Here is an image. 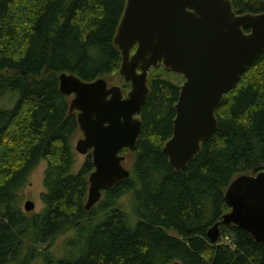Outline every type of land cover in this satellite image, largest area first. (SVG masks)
<instances>
[{
  "label": "trees",
  "instance_id": "1",
  "mask_svg": "<svg viewBox=\"0 0 264 264\" xmlns=\"http://www.w3.org/2000/svg\"><path fill=\"white\" fill-rule=\"evenodd\" d=\"M237 14L264 13V0H231ZM126 0H0V264H264V246L220 224L224 193L242 174L264 169V51L221 99L217 127L194 158L175 170L162 151L170 138L183 77L162 65L149 72L141 132L130 175L84 207L91 155L74 170L78 131L58 75L116 78L113 42ZM134 51V48L132 52ZM161 74L175 76V80ZM123 85V89L128 88ZM41 160L43 209L25 213L22 188ZM133 196V215L117 207ZM72 230L54 257L53 239Z\"/></svg>",
  "mask_w": 264,
  "mask_h": 264
},
{
  "label": "water",
  "instance_id": "2",
  "mask_svg": "<svg viewBox=\"0 0 264 264\" xmlns=\"http://www.w3.org/2000/svg\"><path fill=\"white\" fill-rule=\"evenodd\" d=\"M121 55L119 75L130 88L58 75L59 91L70 98L82 137L75 150L90 154L84 207L129 176L123 148L132 151L141 132L140 113L149 94L148 73L162 65L183 76L170 138L162 151L175 170L186 167L216 130V109L239 76L264 51V13L237 14L231 0H126L113 38ZM134 48V51L132 52ZM224 200L229 210L208 230L211 243L219 225L240 228L264 246V169L235 177ZM34 203L27 200L25 211Z\"/></svg>",
  "mask_w": 264,
  "mask_h": 264
},
{
  "label": "rangeland",
  "instance_id": "3",
  "mask_svg": "<svg viewBox=\"0 0 264 264\" xmlns=\"http://www.w3.org/2000/svg\"><path fill=\"white\" fill-rule=\"evenodd\" d=\"M161 76L175 80V76H171L168 74L167 75L161 74ZM108 83H111L114 85L119 84L120 86L125 82L123 81L122 77L117 73L116 78ZM10 104H11V101L6 96L0 98L1 107H9ZM81 137H82V133L78 129V131L73 135V138H72V145H73V150L75 153L74 170H77L82 164V162L84 161V159L86 158V155L80 154L75 150L76 142ZM130 154L131 153L129 152L123 154L125 157L123 164L128 170L131 171L133 156ZM45 168H46V162L44 160H41L39 164L33 169L30 176L28 177V181L26 182V184L21 190V193H20V195L22 196L21 208L27 214L39 213L43 209L41 194L45 191L44 186H43V173H44ZM27 200H31L34 203V208L32 211L27 212L24 210V203ZM133 204H134V200H133V196L131 193L124 194L117 200V207L123 210L127 215L131 217L134 216L133 215L134 210L132 209ZM72 232H73L72 230H69L65 233L57 235L53 239L50 251L54 255V257H58L59 255H61V253L63 252V247L65 245V242L72 236Z\"/></svg>",
  "mask_w": 264,
  "mask_h": 264
},
{
  "label": "flooded vegetation",
  "instance_id": "4",
  "mask_svg": "<svg viewBox=\"0 0 264 264\" xmlns=\"http://www.w3.org/2000/svg\"><path fill=\"white\" fill-rule=\"evenodd\" d=\"M108 84H109V85H114V84H111V83H108ZM117 85H119V84H117ZM123 85H124V83H123L122 85H120L121 88L123 87ZM122 89H123V88H122ZM128 89H129V87L126 88L125 90L123 89V90H124L123 93H124V92L126 93V92L128 91ZM125 149H127V148H123V149L121 150L122 152H121L120 154L123 155V154H124V153H123V150H125ZM127 150H128V149H127ZM128 151H129V150H128ZM130 152H131V151H130ZM124 160H125V159H124Z\"/></svg>",
  "mask_w": 264,
  "mask_h": 264
},
{
  "label": "bare ground",
  "instance_id": "5",
  "mask_svg": "<svg viewBox=\"0 0 264 264\" xmlns=\"http://www.w3.org/2000/svg\"><path fill=\"white\" fill-rule=\"evenodd\" d=\"M255 61V60H254ZM253 63V62H252ZM249 66V65H248ZM247 68V67H246Z\"/></svg>",
  "mask_w": 264,
  "mask_h": 264
}]
</instances>
